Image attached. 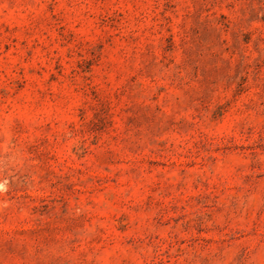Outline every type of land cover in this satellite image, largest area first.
<instances>
[{
  "label": "rangeland",
  "instance_id": "1",
  "mask_svg": "<svg viewBox=\"0 0 264 264\" xmlns=\"http://www.w3.org/2000/svg\"><path fill=\"white\" fill-rule=\"evenodd\" d=\"M0 264H264V0H0Z\"/></svg>",
  "mask_w": 264,
  "mask_h": 264
}]
</instances>
